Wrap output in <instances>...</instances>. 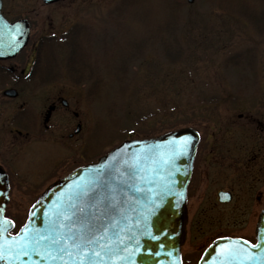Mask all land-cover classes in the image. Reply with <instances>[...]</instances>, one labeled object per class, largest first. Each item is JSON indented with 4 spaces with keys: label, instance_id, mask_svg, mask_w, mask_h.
I'll return each instance as SVG.
<instances>
[{
    "label": "rangeland",
    "instance_id": "1",
    "mask_svg": "<svg viewBox=\"0 0 264 264\" xmlns=\"http://www.w3.org/2000/svg\"><path fill=\"white\" fill-rule=\"evenodd\" d=\"M2 12L31 25L18 55L0 60V163L17 227L73 167L124 138L191 125L201 139L185 264L217 234L254 237L264 205V0H3ZM221 188L234 191L230 202L218 201Z\"/></svg>",
    "mask_w": 264,
    "mask_h": 264
},
{
    "label": "water",
    "instance_id": "2",
    "mask_svg": "<svg viewBox=\"0 0 264 264\" xmlns=\"http://www.w3.org/2000/svg\"><path fill=\"white\" fill-rule=\"evenodd\" d=\"M1 9L2 0L0 59H6L28 43L30 23L25 17L10 21ZM3 93L17 95L14 88ZM199 138L198 131L187 125L124 139L96 161L51 182L16 233H11L12 219L5 216L9 180L0 165V220L6 217L11 222L0 231V264H182L187 186ZM219 196L229 200L231 193L220 191ZM57 237L67 240L63 253L52 244ZM256 238V243L219 238L198 264H264V209ZM84 240L90 241L86 248H69ZM233 240L238 243L232 245ZM228 246L241 255H222Z\"/></svg>",
    "mask_w": 264,
    "mask_h": 264
},
{
    "label": "snow or ice",
    "instance_id": "3",
    "mask_svg": "<svg viewBox=\"0 0 264 264\" xmlns=\"http://www.w3.org/2000/svg\"><path fill=\"white\" fill-rule=\"evenodd\" d=\"M185 142H187V141H185ZM10 223H11L10 220L6 217L3 218L2 220H0V231L5 230V226L10 224ZM22 231H26V230L22 229ZM17 235H19V234H17ZM66 243H67V240H62L59 237H57L55 240L52 241L53 245H57L56 250L58 252H61V253H63L65 251V248L63 245ZM89 243H90V241L84 240L80 244L73 243V244L69 245V248H76V249L86 248ZM231 243H232V245H236L238 243V241L233 240ZM24 254H26V253H24ZM69 254H71V253H69ZM222 255H224L225 257L235 258L236 256L241 255V252L238 251L237 249H234L231 246H228V247L223 249ZM53 259H55V257H53ZM241 264H243V262H241Z\"/></svg>",
    "mask_w": 264,
    "mask_h": 264
},
{
    "label": "flooded vegetation",
    "instance_id": "4",
    "mask_svg": "<svg viewBox=\"0 0 264 264\" xmlns=\"http://www.w3.org/2000/svg\"><path fill=\"white\" fill-rule=\"evenodd\" d=\"M63 100V99H62ZM51 106H53L52 107V111H54V110H56L57 108H58V103L57 104H51ZM66 106V105H65ZM73 113H74V115H75V117L77 118V116H78V113L76 112V111H73ZM76 124H78V122H76ZM81 128H82V125H81ZM80 131H81V129H80ZM79 131V132H80ZM78 132V133H79ZM77 133V134H78ZM77 134H71V132H68V134H67V136L69 137V138H73L74 137V135H77ZM219 157H221V155H218ZM196 162V161H195ZM196 164V163H195ZM194 168H195V166H194ZM228 190H230L231 191V193H232V198H234V191L232 190V189H228ZM223 236V235H231V234H217L216 236ZM215 236V237H216Z\"/></svg>",
    "mask_w": 264,
    "mask_h": 264
},
{
    "label": "trees",
    "instance_id": "5",
    "mask_svg": "<svg viewBox=\"0 0 264 264\" xmlns=\"http://www.w3.org/2000/svg\"><path fill=\"white\" fill-rule=\"evenodd\" d=\"M167 49H169V47ZM129 54H132V52L124 54L121 58L119 57L120 60L122 58H124L126 60L128 58V56H129ZM176 57H177V55H176ZM111 68L113 69V66H111ZM0 72H1V74H5L6 73L4 70H0ZM91 77H92V72L91 71H89L88 73L84 74V79H86V80L90 79ZM92 82L94 83V81H92ZM91 90L94 91V86H91Z\"/></svg>",
    "mask_w": 264,
    "mask_h": 264
}]
</instances>
